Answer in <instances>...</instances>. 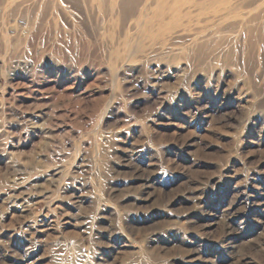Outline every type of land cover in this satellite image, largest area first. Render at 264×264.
Instances as JSON below:
<instances>
[{
	"label": "rangeland",
	"instance_id": "374dc122",
	"mask_svg": "<svg viewBox=\"0 0 264 264\" xmlns=\"http://www.w3.org/2000/svg\"><path fill=\"white\" fill-rule=\"evenodd\" d=\"M11 1L0 264H264V46L250 65L243 38L201 61L133 41L111 65L96 18L30 47L34 0Z\"/></svg>",
	"mask_w": 264,
	"mask_h": 264
},
{
	"label": "bare ground",
	"instance_id": "6f19581e",
	"mask_svg": "<svg viewBox=\"0 0 264 264\" xmlns=\"http://www.w3.org/2000/svg\"><path fill=\"white\" fill-rule=\"evenodd\" d=\"M15 2L11 1L7 11L11 17L22 4ZM33 4L23 10L30 47L37 36L47 38L53 27L50 23L58 24L60 16L94 17L96 32L104 33L101 36L105 35L104 42L111 47V65L120 61L121 49L132 48L133 41L142 47L151 46L152 51L179 49L187 54L192 47L197 51L196 59L201 61L231 40L243 38L248 44L250 65L255 64L251 53L258 45L264 46V0H34ZM74 23L76 20L72 19ZM59 28H55L56 33ZM176 31L181 35L170 41L169 36Z\"/></svg>",
	"mask_w": 264,
	"mask_h": 264
}]
</instances>
